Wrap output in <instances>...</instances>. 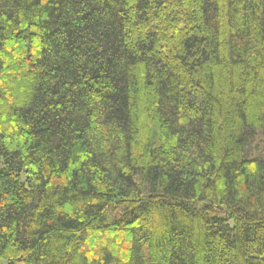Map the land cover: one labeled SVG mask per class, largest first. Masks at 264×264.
Instances as JSON below:
<instances>
[{
  "label": "trees",
  "instance_id": "1",
  "mask_svg": "<svg viewBox=\"0 0 264 264\" xmlns=\"http://www.w3.org/2000/svg\"><path fill=\"white\" fill-rule=\"evenodd\" d=\"M0 264H264V0H0Z\"/></svg>",
  "mask_w": 264,
  "mask_h": 264
}]
</instances>
